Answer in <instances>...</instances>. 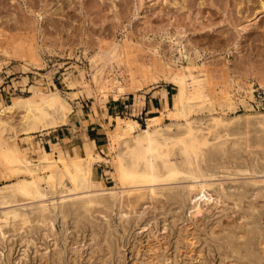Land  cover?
I'll return each instance as SVG.
<instances>
[{
    "label": "rangeland",
    "instance_id": "374dc122",
    "mask_svg": "<svg viewBox=\"0 0 264 264\" xmlns=\"http://www.w3.org/2000/svg\"><path fill=\"white\" fill-rule=\"evenodd\" d=\"M188 69L216 102L212 110L195 106L194 126L207 130L213 116L227 122L218 128L228 157L208 167L209 191L173 198L192 181L181 174L158 184L156 194L119 206L110 192L127 187L100 161L94 172L108 210L76 207L94 191L45 183L43 199L0 204V219L8 216L0 226V264H259L251 252L264 264V160L255 171L237 152L245 131L250 141L264 142V0H0V111L52 88L71 105L66 121L31 133L21 130L23 109L0 112V137H15L33 162L45 152L57 156L56 146L76 155L93 146L110 157L117 122L132 118L145 127L160 114L163 97L171 106L180 87L188 93ZM226 95L234 107L221 104ZM2 162L0 186L14 180ZM40 204H48L51 226L38 220ZM24 214L29 221L22 225Z\"/></svg>",
    "mask_w": 264,
    "mask_h": 264
},
{
    "label": "bare ground",
    "instance_id": "6f19581e",
    "mask_svg": "<svg viewBox=\"0 0 264 264\" xmlns=\"http://www.w3.org/2000/svg\"><path fill=\"white\" fill-rule=\"evenodd\" d=\"M186 76V81L188 82V93L184 92L180 87L178 89V92H176L174 103L171 106H167L166 100L163 97L161 107L158 108L160 114H154L149 116L147 118V124L145 127H141L140 123L136 119L132 118H122V121L117 122L118 126L116 128V132L111 133L109 137L110 141L108 143V155L110 157H108L107 155L105 157L93 148H91L89 151L87 150L83 154L70 157L64 150L60 148V146H56L55 151L58 152L57 156H59V158H57V156L50 157L45 152L41 156H38L39 162H33L25 155V152L23 153L22 150L20 151L19 146L16 144L15 137H12V141L11 139H9L11 143L6 138L4 139L0 137L1 161L3 160V162H5L6 169L7 166L9 167V172L7 176L9 178L14 179L12 180V182L0 186V204L8 205L12 202H21V200L42 198L46 194L45 192L48 191H43V184L45 183L46 187H61V191L69 190L73 193H78L77 191L80 190L94 191V193L87 195L81 203H78L76 205V207H82L85 211H89L92 209L93 206L97 204L101 205V207L108 210V198L106 196H103L102 194H98L100 193L98 191L104 190V183L102 180L96 179L94 172L95 163H98L100 161L110 163V165H112V175L116 177L115 179L118 180L119 184L123 185L124 187H127L125 189H122V187V190L119 188L120 191L118 190L110 192V196L115 201H117V204L119 203V206H123L125 203L132 204L134 201L139 200L140 197L149 195V193H152L153 195L156 194L157 188L159 187L157 186L158 184H167L170 180H172L173 183V179L178 178V176L181 174H186L185 176L188 175L192 179V181H190L189 184L183 187V193H181L180 191H176V193L174 194L175 197L173 198H179V196H182L181 194H185L186 197L193 198V191H198V189L203 191L204 194H206V191L208 190L207 188L208 186H210L209 177L212 175L207 172L208 167L213 162L219 160L224 161L228 157L227 139H222L223 134L218 128L220 125H225V123L227 122L224 121V117L222 116H210L212 117V124L207 127V130H204L202 127L194 126V121H192L189 116L193 111H195V106L198 104H204L205 108L208 107L210 110H212L215 108L216 102L212 97H210L209 94L205 92L206 85L203 79H195L196 76L194 77L191 69H188L186 71ZM188 76H193L194 80H190ZM196 80V87H193L194 85L192 86V82ZM35 96H37L38 98H35ZM231 101V97L229 95H226L224 97V102L221 104L227 107H230V105L233 104L234 107V102L232 103ZM15 107L23 109L20 127L21 130L27 133L44 129L46 130V128L49 127L56 128L60 121H66L68 116L67 114L70 112L71 109L69 101L62 97L54 88H52L49 93H45V91H33L32 95L26 97L19 96L13 99L10 104H4L0 112L6 113V110H12ZM1 115L2 114H0V122ZM245 118V123L248 126V121H250L248 119L249 117L247 116ZM261 118L263 120L262 124H264L263 114ZM164 119H170V123L164 125ZM122 123H124V125ZM173 125L177 126L176 130H173ZM4 129H2V132L4 131ZM121 129H125V131H121ZM227 134L229 135L228 131L226 135ZM248 134L247 131H245L242 137V142H238L237 152L239 153L241 149V152L245 154V156H243L245 157V159H247L246 155H248V158L250 157L251 162L253 164V169L256 171V168L264 160V142L260 139L250 141ZM119 138L122 139L121 142ZM5 175L6 174H4V176ZM81 192L83 191H80V193ZM257 193L255 192L256 195L259 194ZM258 198H256V200H258ZM35 201L37 202V200ZM41 204L39 206H41ZM47 205L43 204L41 206L40 217L38 219L41 221V224L44 223L43 225H45L46 227L51 226V223H53L51 222L52 220L48 218L50 214L48 212ZM237 205H235L236 208ZM36 211L37 210L35 209V212ZM74 211H76V208ZM37 212L39 213V211ZM98 212L100 213V211ZM19 215L21 214L15 215L14 218H17ZM24 215L25 216H23L20 220V223L22 225L29 221L27 215ZM7 219L8 216L4 217V219H0V226H2V224L6 222ZM31 221L32 220H30V222ZM4 225L5 224H3V227ZM1 230L2 229L0 227V231ZM46 230L44 232H46ZM27 234L30 233L27 232ZM247 251H249V249H247ZM236 252L239 251L236 250ZM251 256L253 259L257 260L259 264L262 263V258L259 257L257 254L251 252Z\"/></svg>",
    "mask_w": 264,
    "mask_h": 264
},
{
    "label": "crops",
    "instance_id": "0c3cea01",
    "mask_svg": "<svg viewBox=\"0 0 264 264\" xmlns=\"http://www.w3.org/2000/svg\"><path fill=\"white\" fill-rule=\"evenodd\" d=\"M93 146H91V148H92ZM76 149H78V148H76ZM87 151V150H86ZM69 156L71 155V156H77V155H79V154H83L84 152H81V153H79V154H75L74 153V149H73V151H71V150H67V151H65Z\"/></svg>",
    "mask_w": 264,
    "mask_h": 264
}]
</instances>
